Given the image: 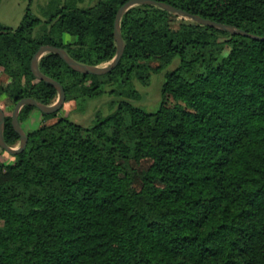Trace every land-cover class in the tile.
<instances>
[{
	"label": "trees",
	"instance_id": "16d2710c",
	"mask_svg": "<svg viewBox=\"0 0 264 264\" xmlns=\"http://www.w3.org/2000/svg\"><path fill=\"white\" fill-rule=\"evenodd\" d=\"M80 1L67 0L38 35L42 22L30 9L16 29L0 26V107L11 147L20 144L17 103L58 100L32 73L40 47L93 67L117 55L115 19L129 0ZM155 1L264 37V0ZM121 33L124 55L103 76L79 73L53 53L41 58L66 102L98 97L105 86L117 99L91 128L61 110H21L26 149L0 147V264H264V41L153 5L126 12ZM175 61L158 110L134 106L133 82L148 86Z\"/></svg>",
	"mask_w": 264,
	"mask_h": 264
},
{
	"label": "rangeland",
	"instance_id": "374dc122",
	"mask_svg": "<svg viewBox=\"0 0 264 264\" xmlns=\"http://www.w3.org/2000/svg\"><path fill=\"white\" fill-rule=\"evenodd\" d=\"M53 1H56V4L52 10L51 4ZM66 1L67 0H0V26L16 29L22 23L27 10L30 9L31 14L39 18L42 22L36 28L35 35L41 34L47 26V21H49L54 14V11L64 6ZM97 2L98 0H82L79 2V5L81 7H87ZM64 37L66 42L74 40V37L68 34ZM176 65L177 62L175 61L160 74H153L148 86H144L135 80L133 82L134 88L140 93V97L132 100L131 103L147 112L157 111L162 101L161 87L164 83V75L167 71L173 70ZM103 66H108V64ZM4 81L5 78L0 75V83ZM110 90L111 88L109 86H105L102 95L87 99L85 102L70 99V101L65 102L60 111V115L67 117L71 122L81 125L84 128H91L96 122L98 113L103 117H107L113 112L111 102L117 98L115 95L110 94ZM3 103L8 109L12 106V103L7 99H5Z\"/></svg>",
	"mask_w": 264,
	"mask_h": 264
},
{
	"label": "water",
	"instance_id": "95a60500",
	"mask_svg": "<svg viewBox=\"0 0 264 264\" xmlns=\"http://www.w3.org/2000/svg\"><path fill=\"white\" fill-rule=\"evenodd\" d=\"M139 5L158 6L174 15L180 16L187 20L194 21L204 26L216 28L219 30H224V31L230 32L231 34L242 35V36L249 37V38H252L258 41H264V37L250 34L234 26H229L226 24H222L219 22H215L209 19L202 18L199 15L191 14L184 10L177 9L163 2H158L155 0H129L119 9L116 15L115 24H114V38H115V42L117 45V55L115 59L110 64H108V66H103V67L102 66L100 67L88 66V65L79 63L73 58H71L66 53V51L60 47L51 46V45H44L40 47V49L37 51V53L33 57V60L31 63L32 73L37 79L44 81L46 84L52 85L57 90L58 100L53 105H45L34 98H24L17 103L15 110H14L13 119H12L13 127L20 136V144L17 147H11L7 145V143L4 140V130H5L6 121H5V113L3 109L0 107V147L2 149L7 151L11 155L19 154L26 149L27 144H28V136L26 135V133L24 132V130L22 129L19 123L20 112L25 106H33V107L38 108L45 114H53V113L60 111L66 102V92H65L64 87L58 81L46 76L45 74L41 72L39 68V62L41 58L50 53L56 54L73 70L79 73H83V74L103 76V75H106L112 72L120 63L124 55V52H125V43L123 41L122 33H121L122 18L126 12H128L130 9L136 6H139Z\"/></svg>",
	"mask_w": 264,
	"mask_h": 264
}]
</instances>
